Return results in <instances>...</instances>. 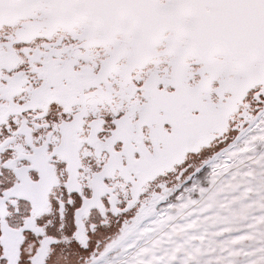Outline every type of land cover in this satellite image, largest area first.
Returning <instances> with one entry per match:
<instances>
[{"label":"snow or ice","instance_id":"snow-or-ice-1","mask_svg":"<svg viewBox=\"0 0 264 264\" xmlns=\"http://www.w3.org/2000/svg\"><path fill=\"white\" fill-rule=\"evenodd\" d=\"M0 264H264V0H0Z\"/></svg>","mask_w":264,"mask_h":264}]
</instances>
